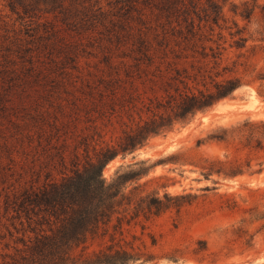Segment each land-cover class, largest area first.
<instances>
[{
  "label": "trees",
  "instance_id": "1",
  "mask_svg": "<svg viewBox=\"0 0 264 264\" xmlns=\"http://www.w3.org/2000/svg\"><path fill=\"white\" fill-rule=\"evenodd\" d=\"M227 1L5 0L0 264L158 263L140 238L116 235L124 218L110 235L130 177L109 183L104 170L243 86V54L226 55L248 38L228 26ZM150 213L138 207L134 218Z\"/></svg>",
  "mask_w": 264,
  "mask_h": 264
},
{
  "label": "rangeland",
  "instance_id": "2",
  "mask_svg": "<svg viewBox=\"0 0 264 264\" xmlns=\"http://www.w3.org/2000/svg\"><path fill=\"white\" fill-rule=\"evenodd\" d=\"M245 2L255 3L228 0L224 6L228 26L237 22L248 38L245 49L226 55L232 62L243 54L238 67L243 86L221 107L119 156L104 170L109 183L130 177L110 235L124 218L116 235L140 238L158 256L157 264H264V0L249 20L240 15ZM0 11L9 14L5 0ZM210 163L223 172L206 177ZM138 207L151 211L148 219L134 218ZM163 207L168 208L153 214Z\"/></svg>",
  "mask_w": 264,
  "mask_h": 264
},
{
  "label": "bare ground",
  "instance_id": "3",
  "mask_svg": "<svg viewBox=\"0 0 264 264\" xmlns=\"http://www.w3.org/2000/svg\"><path fill=\"white\" fill-rule=\"evenodd\" d=\"M221 104H222V103H220L218 106H216L215 109H217L218 107H221ZM108 169H109V168H108Z\"/></svg>",
  "mask_w": 264,
  "mask_h": 264
}]
</instances>
